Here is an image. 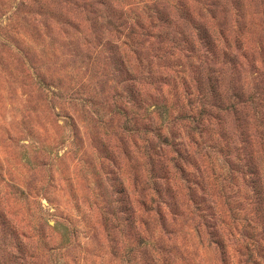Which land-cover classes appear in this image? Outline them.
Segmentation results:
<instances>
[{
	"label": "rangeland",
	"instance_id": "rangeland-1",
	"mask_svg": "<svg viewBox=\"0 0 264 264\" xmlns=\"http://www.w3.org/2000/svg\"><path fill=\"white\" fill-rule=\"evenodd\" d=\"M0 264H264V0H0Z\"/></svg>",
	"mask_w": 264,
	"mask_h": 264
},
{
	"label": "trees",
	"instance_id": "trees-1",
	"mask_svg": "<svg viewBox=\"0 0 264 264\" xmlns=\"http://www.w3.org/2000/svg\"><path fill=\"white\" fill-rule=\"evenodd\" d=\"M143 22L139 21L138 22V27L139 29L141 30L143 28ZM134 26V24H133ZM145 32V30H143V33ZM150 37H153V36H150ZM196 37H197V41H198V44H199V49L200 48H204L203 51H202V55L206 56V58L209 60V58H214L216 56V51H218V45L213 37V33L212 31L209 29V27L205 26L203 28H201L200 26L199 27H196ZM186 44V43H185ZM194 46V45H193ZM196 49V48H195ZM180 52V51H179ZM190 52H194L192 51V49L190 48V51H188V55ZM190 54H194V53H190ZM224 57L228 56V58L232 57V56H229L228 53H223ZM209 57V58H208ZM161 58V57H160ZM211 58V59H212ZM234 61L237 60L236 57H233ZM148 70H151L150 67L147 68ZM151 75V78L154 74V72H151L150 73ZM132 80L134 81L135 79L132 78ZM157 80V78L155 79ZM161 79H158L157 82L161 83L160 81ZM208 90L212 91V92H215V86L213 83H211L210 81H208ZM200 85V84H199ZM135 96L139 95L140 94V91H138V89L136 88V91H135ZM199 92H197V95H199ZM211 92V93H212ZM185 93V91H184ZM189 93H185L184 97H183V101L185 103L186 106H189V105H192V104H195L193 106V108L197 109L196 111V118H194V121H198L199 119H201L205 114L206 117V121L208 122V119L212 118V114L210 113L211 110H212V105H210V101L207 100H204L203 97H198L197 95H193L192 92L188 95ZM190 97L192 98V102L190 100ZM191 102V103H190ZM208 110H210V112H208ZM166 140L167 138L164 137ZM163 143H166V141H163ZM261 208V207H260Z\"/></svg>",
	"mask_w": 264,
	"mask_h": 264
}]
</instances>
